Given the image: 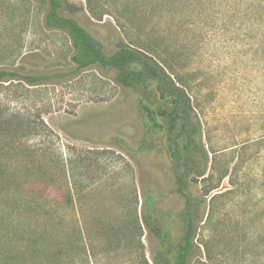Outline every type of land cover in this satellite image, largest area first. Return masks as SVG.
Here are the masks:
<instances>
[{
  "label": "rangeland",
  "instance_id": "obj_1",
  "mask_svg": "<svg viewBox=\"0 0 264 264\" xmlns=\"http://www.w3.org/2000/svg\"><path fill=\"white\" fill-rule=\"evenodd\" d=\"M63 2L106 53L152 47L187 86L210 156L187 190L201 200L188 264H264V0ZM47 10L46 0H0V71L59 75L0 82V151L20 154L0 161V264H153L160 243L140 219L143 190L172 246L186 205L141 101L166 104L113 70H76L71 38L45 26ZM147 139L160 150L141 152ZM134 190L139 221L136 203L126 207Z\"/></svg>",
  "mask_w": 264,
  "mask_h": 264
},
{
  "label": "trees",
  "instance_id": "obj_2",
  "mask_svg": "<svg viewBox=\"0 0 264 264\" xmlns=\"http://www.w3.org/2000/svg\"><path fill=\"white\" fill-rule=\"evenodd\" d=\"M46 2L48 10L44 24L48 29L66 31L69 34L75 49L72 59L76 64V70L81 71L94 65L113 70L116 72V83L135 90L154 87L159 99L166 104L153 109L141 101L149 131L153 134L163 132L166 136L165 146L171 158L176 192L184 196L186 200L185 208L181 213L183 235L180 242L172 246V235L164 226L157 223L154 195L149 190L142 192L140 219L160 243V248L153 258V264H188L195 248L194 239L201 215V200L192 196L187 190L191 182L206 176L210 156L203 143L202 123L186 91L187 86L180 79L174 80L171 65L164 61L162 65L155 59L157 52L154 48H135L121 43L114 52L108 54L78 20L63 14V0H46ZM58 76L57 74L31 75L4 70L0 71V82H10L14 78H21L30 85H37ZM158 119H164L166 123ZM7 124V122L0 123L1 133L5 132ZM156 149L160 150L153 139H147L140 144L141 152ZM19 156L20 154L16 153L10 156L1 152L0 161L12 163ZM134 193L136 195L128 198L126 207L131 212L136 203L134 212L139 221L137 190H134ZM76 263L78 264L77 260L72 261V264Z\"/></svg>",
  "mask_w": 264,
  "mask_h": 264
}]
</instances>
